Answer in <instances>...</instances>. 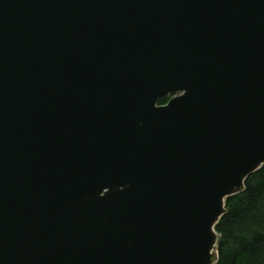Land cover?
I'll use <instances>...</instances> for the list:
<instances>
[{
  "label": "water",
  "instance_id": "water-1",
  "mask_svg": "<svg viewBox=\"0 0 264 264\" xmlns=\"http://www.w3.org/2000/svg\"><path fill=\"white\" fill-rule=\"evenodd\" d=\"M263 166L264 0H0V264H216Z\"/></svg>",
  "mask_w": 264,
  "mask_h": 264
},
{
  "label": "trees",
  "instance_id": "trees-1",
  "mask_svg": "<svg viewBox=\"0 0 264 264\" xmlns=\"http://www.w3.org/2000/svg\"><path fill=\"white\" fill-rule=\"evenodd\" d=\"M172 96H163L159 104ZM225 208L215 226L216 264H264V166L246 179L243 192L225 200Z\"/></svg>",
  "mask_w": 264,
  "mask_h": 264
},
{
  "label": "rangeland",
  "instance_id": "rangeland-1",
  "mask_svg": "<svg viewBox=\"0 0 264 264\" xmlns=\"http://www.w3.org/2000/svg\"><path fill=\"white\" fill-rule=\"evenodd\" d=\"M176 94H179V93H174L173 95H176ZM171 95V94H170Z\"/></svg>",
  "mask_w": 264,
  "mask_h": 264
}]
</instances>
